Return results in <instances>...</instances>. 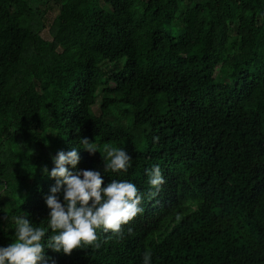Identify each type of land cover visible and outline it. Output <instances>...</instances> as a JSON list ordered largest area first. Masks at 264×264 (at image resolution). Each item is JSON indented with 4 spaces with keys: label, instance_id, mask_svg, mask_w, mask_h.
Segmentation results:
<instances>
[{
    "label": "trees",
    "instance_id": "16d2710c",
    "mask_svg": "<svg viewBox=\"0 0 264 264\" xmlns=\"http://www.w3.org/2000/svg\"><path fill=\"white\" fill-rule=\"evenodd\" d=\"M73 147L71 171L131 181L144 211L67 255L47 248L43 169ZM107 147L126 173L104 172ZM24 216L47 264H264V0H0V246Z\"/></svg>",
    "mask_w": 264,
    "mask_h": 264
},
{
    "label": "clouds",
    "instance_id": "9594fccd",
    "mask_svg": "<svg viewBox=\"0 0 264 264\" xmlns=\"http://www.w3.org/2000/svg\"><path fill=\"white\" fill-rule=\"evenodd\" d=\"M88 138H82L84 149L94 154L98 151ZM104 172H124L131 166L132 157L125 149L107 147ZM80 150L59 151L53 157L55 167L45 174L54 178L55 186L46 197L48 228L52 235L47 238V248L55 252L70 255L73 250L91 247L99 249L101 244L98 229L111 232L123 238V226L129 224L144 209L143 193L128 180H111L104 186V177L99 170L81 169L71 171L68 165L76 168L80 161ZM148 183L154 189L149 193L151 198L158 195L165 183L159 165L146 170ZM63 192V200L59 193ZM16 240L8 246H0V264H47L45 254L46 229L35 227L31 220L15 217ZM129 234L132 229H128ZM143 264H151V253L146 251Z\"/></svg>",
    "mask_w": 264,
    "mask_h": 264
},
{
    "label": "rangeland",
    "instance_id": "374dc122",
    "mask_svg": "<svg viewBox=\"0 0 264 264\" xmlns=\"http://www.w3.org/2000/svg\"><path fill=\"white\" fill-rule=\"evenodd\" d=\"M35 6L40 8L41 10L45 9V6L42 5V3L38 2H34ZM53 9H51L49 12H47L45 18L48 22V24H51L53 22L54 19L57 18V16L60 13V8H58V6L55 4L53 5ZM42 37L46 40H51V36L49 33V29L47 28L46 30H44L42 32ZM114 86V84H112ZM100 104H101V95L99 94L98 100H97V104L95 105V107L93 108V112L99 116L101 114L100 111Z\"/></svg>",
    "mask_w": 264,
    "mask_h": 264
}]
</instances>
